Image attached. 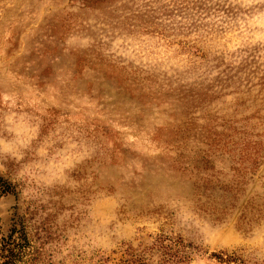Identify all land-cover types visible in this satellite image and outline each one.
Masks as SVG:
<instances>
[{
	"label": "rangeland",
	"instance_id": "374dc122",
	"mask_svg": "<svg viewBox=\"0 0 264 264\" xmlns=\"http://www.w3.org/2000/svg\"><path fill=\"white\" fill-rule=\"evenodd\" d=\"M255 142L221 214L158 166L207 153L226 183ZM157 237L181 239L185 264H264V0H0L10 264H120L127 247L163 264Z\"/></svg>",
	"mask_w": 264,
	"mask_h": 264
},
{
	"label": "trees",
	"instance_id": "16d2710c",
	"mask_svg": "<svg viewBox=\"0 0 264 264\" xmlns=\"http://www.w3.org/2000/svg\"><path fill=\"white\" fill-rule=\"evenodd\" d=\"M154 138H157V135H155ZM256 144H258V142L251 144L244 143L237 159H232L236 165H232L229 168L231 170V176L230 179H228L229 181H227L228 183L219 182L217 177L218 171L213 170L214 167L211 163L212 155L209 156L207 153H203L201 157L194 155V158L191 160L187 159L181 152H176L175 156L165 157L158 166L161 170L164 169L177 172L181 176L188 173L191 178L193 177L192 185L196 192V201L197 203L199 202L198 208L202 210H217L219 214H221L223 208L218 210L214 205L217 204V202L221 200V197H223V194L226 193H229V196L235 201V197L240 194V191H243V187L247 183V180H249V176L248 178L245 176L251 175L255 170L258 164V149L255 146ZM6 188L7 189H3V192H11V189H8V187ZM215 191H219L221 195H215ZM230 204L228 203V205ZM246 204H250V202ZM17 232L20 237L22 231L19 232L16 230L15 226L11 225L6 237H11L12 234ZM165 239L164 237H157L151 244V250L154 249L157 252L161 263L185 264L190 260V253L183 245L181 239L176 238L173 241L168 239L169 241L164 243ZM178 245L180 246L178 247ZM5 251L6 254L4 253ZM12 252L13 250L6 247L5 242L1 240L0 253L4 254L0 256V264H10ZM123 253L126 257L120 261V264H146L145 257H143L142 254L131 253L130 247L124 249ZM210 255L219 261L225 262L230 261L231 258L226 257L224 259L222 254L216 253H211Z\"/></svg>",
	"mask_w": 264,
	"mask_h": 264
}]
</instances>
